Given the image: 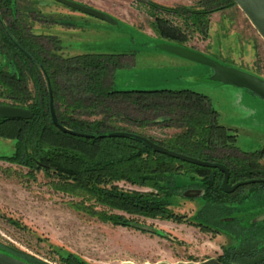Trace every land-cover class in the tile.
<instances>
[{
  "label": "rangeland",
  "instance_id": "374dc122",
  "mask_svg": "<svg viewBox=\"0 0 264 264\" xmlns=\"http://www.w3.org/2000/svg\"><path fill=\"white\" fill-rule=\"evenodd\" d=\"M75 1L107 12L118 22H106L56 0H20L16 6L30 31L42 36L38 40L43 46L61 57L123 54L114 75L116 90L190 88L208 95L218 122L234 137L226 147L218 148L217 154L244 156L243 152L263 150V98L248 89L214 81L211 67L159 48L163 42L180 44L264 78V39L238 5L214 12L206 37L196 33L181 44L161 35L147 3L195 8L201 0ZM0 69H12L6 56H0ZM111 74L112 69L107 80ZM65 78L69 80L64 85L68 96L88 103L91 95L83 86L85 75L75 74L73 81L68 76ZM41 84L38 87L44 86ZM31 87L34 88L33 83ZM116 104L133 112V107L128 108L123 101ZM102 115L98 111L85 117L93 120ZM152 115L155 119L159 114ZM145 131L163 140L180 128L176 122L169 121L150 123ZM13 151L14 140L0 137V155H10ZM258 160L264 175V153ZM27 173L26 167L0 160V244L10 253L15 251L30 257L36 264H64L61 260L70 255L85 264H173L218 259L227 248L238 245V240L225 231L205 228V223L196 216L207 201L202 198L204 189L197 185L201 179L194 172L183 171L174 177L162 175L165 179L159 182L161 189L114 181L113 184L126 191L153 193L164 199L172 215L146 217L114 210L115 214L125 216L123 224L101 221L74 209L71 202L76 197L55 190L43 171L37 173L35 180ZM228 207L231 213L220 221L238 218L243 224L251 223L252 218L264 213V188L247 193L242 202Z\"/></svg>",
  "mask_w": 264,
  "mask_h": 264
},
{
  "label": "trees",
  "instance_id": "16d2710c",
  "mask_svg": "<svg viewBox=\"0 0 264 264\" xmlns=\"http://www.w3.org/2000/svg\"><path fill=\"white\" fill-rule=\"evenodd\" d=\"M19 1L0 0V56H6L12 68L11 71L0 69V103L29 108L33 116L30 119L0 117V137L14 140L13 153L0 155V160L28 168L27 174L34 180L43 171L55 190L76 197L71 202L74 209L101 221L122 224L125 216L115 214L114 210L146 217L172 215L164 199L153 193L126 191L113 184L114 181L161 189L159 182L165 179V174L174 177L183 171L194 172L201 179L197 185L204 189L202 198L207 201L196 216L205 223V228H217L238 240V245L227 248L218 259L226 264H264V221L249 224H243L238 218L220 221L231 213L228 204L242 202L247 193L264 188V183L245 185L226 193L221 186L224 173L218 168L172 157L137 138L106 134L135 132L169 149L203 160L220 161L230 169L231 182L263 174L258 159L264 148L259 152H243L244 156L217 154V149L226 147L234 137L218 122L208 95L190 88L116 90L114 75L123 54L59 56L45 48L38 40L42 36L26 26L24 15L19 14L16 6ZM147 4L161 35L181 44L196 33L206 37L210 16L237 5L234 0H201L195 8H168L152 1ZM110 69L112 74L107 80ZM75 74L85 75L83 86L91 95L88 103L68 96L64 90L69 82L65 76L73 81ZM41 83L46 87H38ZM51 93L60 123L93 137L63 132L53 123ZM117 101L133 107V112L121 108ZM98 111L103 112L100 118L85 117ZM153 113L159 114L158 117L154 119ZM144 114L147 115L142 117ZM169 121L176 122L180 131L166 139H157L145 131L150 123ZM0 248L8 250L1 244ZM13 252L36 263L24 254ZM61 261L85 264L71 255Z\"/></svg>",
  "mask_w": 264,
  "mask_h": 264
},
{
  "label": "water",
  "instance_id": "95a60500",
  "mask_svg": "<svg viewBox=\"0 0 264 264\" xmlns=\"http://www.w3.org/2000/svg\"><path fill=\"white\" fill-rule=\"evenodd\" d=\"M56 1L63 3L76 10L90 14L106 22L112 24H116L118 22V20L115 17H113L111 14L101 11L93 6L84 4L82 2H78L75 0H56ZM234 1L245 13V15L251 21V23L256 28L258 33L264 39V0H234ZM159 48L161 50L170 52L174 55L180 56L190 61L207 65L213 69V74L211 76L212 80L219 81L229 85H234L236 87L248 89L249 91L253 92L254 94L264 99V78L259 75L242 70L234 66L225 65L222 62L214 58H211L198 50L180 44L163 42L159 44ZM50 108H51V116L53 123L61 131L72 135H78L84 137L94 136L93 134H88L70 129L60 123L56 114L52 93L50 98ZM32 116H33V111L29 108L0 103V117L2 118L30 119L32 118ZM106 136L137 138L151 145L157 151L168 154L172 157L201 166L218 168L224 173L222 188L225 192L228 193L234 191L237 187L241 185H246L249 183H256V182H264V178H257V179L239 181L234 185H231L229 183L230 170L228 166H226L222 162L203 160L176 150L169 149L161 144H158L150 140L145 136L130 131H113L107 133ZM226 220L232 221L233 218H228ZM261 221H264V213L259 214L254 218H252L251 223H258ZM0 264H36V263L30 262L13 253H10L9 251L3 248H0ZM158 264H169V263L161 262ZM173 264H226V263H223L217 258H209L203 261H180Z\"/></svg>",
  "mask_w": 264,
  "mask_h": 264
},
{
  "label": "flooded vegetation",
  "instance_id": "af4514ba",
  "mask_svg": "<svg viewBox=\"0 0 264 264\" xmlns=\"http://www.w3.org/2000/svg\"><path fill=\"white\" fill-rule=\"evenodd\" d=\"M46 85H44V86H41V88H43V87H45ZM47 86L48 87H50V84H49V82L47 83ZM230 170V169H229ZM257 178H264V175H259V176H254V177H251V178H248V179H243V180H249V179H257ZM243 180H239V181H243ZM239 181H237V182H239ZM237 182H231V180H230V177H229V183L231 184V185H234L235 183H237ZM256 183H264V182H256ZM249 184H254V183H249ZM249 184H246V185H249ZM221 186H222V184H221ZM242 186H245V185H241V186H239V187H237L234 191H232V192H230V193H233V192H235L236 190H238L240 187H242ZM195 187H198V186H195ZM185 189H186V187H185ZM223 189V188H222ZM184 190V189H183ZM224 191V190H223ZM204 192V191H203ZM225 192V191H224ZM226 193H228V192H226ZM223 221V220H222Z\"/></svg>",
  "mask_w": 264,
  "mask_h": 264
}]
</instances>
